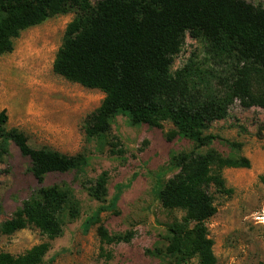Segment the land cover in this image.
Returning a JSON list of instances; mask_svg holds the SVG:
<instances>
[{"label": "trees", "instance_id": "trees-1", "mask_svg": "<svg viewBox=\"0 0 264 264\" xmlns=\"http://www.w3.org/2000/svg\"><path fill=\"white\" fill-rule=\"evenodd\" d=\"M74 11L57 49L52 71L83 87L100 90V105L85 122V134L98 138L111 131V118L126 113L133 124L161 128L167 141L182 135L196 146L216 136L206 133L212 122L224 119L234 100L241 107L264 108V3L246 0H0V55L13 49V40L28 27L58 14ZM200 40L209 56L229 65L224 74L190 58L172 71L174 57L186 36ZM8 116L0 111V137H6L29 158L39 188L0 223V233L10 235L27 227L38 229L47 240L13 255L0 252V264H41L50 241L62 235L63 218L72 221L80 206L68 185L43 186L45 174L79 173L86 164L83 153H61L47 147L33 148L17 128H7ZM264 130V124L259 125ZM108 151L122 155L116 136ZM231 145L235 146L234 143ZM7 149L0 144V164ZM177 172L159 191L163 208L179 209L183 215L167 225V244L161 252L166 264H220L206 221L216 213L211 193L232 194L226 187L225 168H247L246 157H227L214 149L203 153L180 152L173 157ZM3 169L0 167V176ZM109 174L102 171L81 185L96 200L107 194ZM264 189V173L259 175ZM264 228V227H263ZM102 243H129L132 230L110 234L99 225ZM264 241V232H263ZM149 252V250H146Z\"/></svg>", "mask_w": 264, "mask_h": 264}, {"label": "rangeland", "instance_id": "rangeland-1", "mask_svg": "<svg viewBox=\"0 0 264 264\" xmlns=\"http://www.w3.org/2000/svg\"><path fill=\"white\" fill-rule=\"evenodd\" d=\"M95 4L98 0H89ZM254 5L264 0H246ZM71 11L49 17L22 30L13 40V49L0 55V111L8 116L7 128L25 133L33 148L47 147L73 155L83 153L86 164L79 173L52 172L44 175L42 185H68L79 201V216L63 218L62 235L51 246L41 264H166L167 225L183 215L179 209L162 207L159 191L177 167L173 157L180 152L203 153L214 149L227 157H246L247 168H225L222 176L232 194L211 189L216 213L206 221L212 250L220 264H264V189L259 175L264 173V108H243L234 100L227 116L212 122L206 133L216 136L203 146L182 135L165 139L172 128L164 121L161 128L133 124L123 112L111 118V131L98 138L86 136L87 117L100 105L104 94L97 89L70 82L52 71L55 53L62 43ZM190 58L224 74L229 65L209 56L200 40L188 35L174 57L172 71ZM116 136L124 149L122 155L109 153L108 140ZM234 143L235 146L231 145ZM0 144L7 153L0 167V223L9 218L23 200L39 188L31 173V162L6 137ZM107 171V194L102 200L91 197L81 181ZM110 234L134 232L129 243H102L97 227ZM47 240L30 226L10 235L0 233V252L13 255ZM149 250V252H146ZM188 264H198L192 258Z\"/></svg>", "mask_w": 264, "mask_h": 264}, {"label": "built area", "instance_id": "built-area-1", "mask_svg": "<svg viewBox=\"0 0 264 264\" xmlns=\"http://www.w3.org/2000/svg\"><path fill=\"white\" fill-rule=\"evenodd\" d=\"M260 220L264 222V210L262 211V215L260 216Z\"/></svg>", "mask_w": 264, "mask_h": 264}]
</instances>
